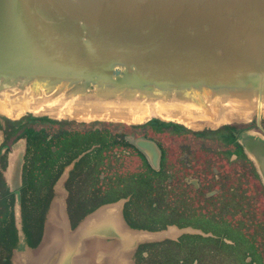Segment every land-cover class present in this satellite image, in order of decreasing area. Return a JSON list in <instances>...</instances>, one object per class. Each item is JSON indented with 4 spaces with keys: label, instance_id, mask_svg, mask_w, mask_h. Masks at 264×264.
Returning <instances> with one entry per match:
<instances>
[{
    "label": "water",
    "instance_id": "95a60500",
    "mask_svg": "<svg viewBox=\"0 0 264 264\" xmlns=\"http://www.w3.org/2000/svg\"><path fill=\"white\" fill-rule=\"evenodd\" d=\"M59 86L73 92L96 90L107 97L156 99L208 91L213 95L257 96L262 102L264 0H0V91ZM242 113L230 110L226 118L198 120L196 129L155 115L132 125L157 121L198 131L249 124L253 119L260 125L264 118L262 107ZM28 117L88 123L33 113L18 119L1 115L0 174L15 193L11 210L17 238L9 257L0 251V264H15L17 252H28L32 262L27 264H108L107 254L118 247L132 250L128 263L136 248L160 241L126 244L117 227L99 221L87 228L84 236L68 241L63 238L61 243L60 239L48 256L34 262L45 248L50 214L59 197L56 186L65 172L66 186L69 172L61 166L51 184L55 194L47 211L40 213L41 233L36 226L32 231L30 226L34 225L25 222L20 201L30 147L27 138H17L20 134L11 126ZM12 136H16L15 141L9 143ZM128 139L158 166L160 151L155 143L134 135ZM64 200V223L69 233L91 214L110 206L105 204L92 213L88 209L73 225L67 195ZM119 215L128 229L140 230L124 222L123 212Z\"/></svg>",
    "mask_w": 264,
    "mask_h": 264
},
{
    "label": "flooded vegetation",
    "instance_id": "af4514ba",
    "mask_svg": "<svg viewBox=\"0 0 264 264\" xmlns=\"http://www.w3.org/2000/svg\"><path fill=\"white\" fill-rule=\"evenodd\" d=\"M101 123L62 125V131L78 134L80 143L64 148L60 164L70 170L68 183L63 186L65 172L55 201L67 195L69 213L74 210L77 217V212L92 213L110 205L107 215L115 214L118 224L123 212L124 222L140 229L122 224L126 241L160 240L136 248L128 264H264V118L260 125L253 119L249 124L198 131L173 125V135L163 139L150 135L155 132L145 125L129 124L132 131L119 127L113 133L108 126H97ZM129 135L155 143L158 166ZM177 136L171 146L165 144ZM54 194V188L47 189L44 212ZM131 208L137 216L139 211L154 210L180 222L141 227L128 214Z\"/></svg>",
    "mask_w": 264,
    "mask_h": 264
},
{
    "label": "bare ground",
    "instance_id": "6f19581e",
    "mask_svg": "<svg viewBox=\"0 0 264 264\" xmlns=\"http://www.w3.org/2000/svg\"><path fill=\"white\" fill-rule=\"evenodd\" d=\"M257 107H262L264 113V97L260 102L257 96L213 95L208 91L187 94L185 97L173 95L156 99L145 96L107 97L96 90L73 92L72 89L62 86L52 90L44 88L34 90L28 87L0 91V114L11 119H18L26 113H33L78 122L105 120L140 124L155 115L165 121H179L196 129L199 126L198 120H218L225 118L226 112L230 110L242 113L252 111ZM1 138L0 132V142ZM64 207V199L55 201L50 214L45 248L40 257L34 259V262L48 256L60 239L61 243L63 238L68 241L69 238L84 236L87 228L96 225L99 221L108 222L117 227L119 231H123V221L118 224L115 214L107 215L109 213L107 206L91 214L77 230L69 233L64 223ZM122 234L125 243L141 239L126 241L124 233ZM137 235L140 237L139 234ZM131 253L132 250H122L118 247L107 254L106 259L108 264H128L127 259L130 258ZM14 261L15 264H27L32 262V258L28 252H17Z\"/></svg>",
    "mask_w": 264,
    "mask_h": 264
},
{
    "label": "trees",
    "instance_id": "16d2710c",
    "mask_svg": "<svg viewBox=\"0 0 264 264\" xmlns=\"http://www.w3.org/2000/svg\"><path fill=\"white\" fill-rule=\"evenodd\" d=\"M41 124H48L49 126L44 129L40 126ZM64 124L66 123L32 117L26 118L25 121L11 123L14 132L25 136L30 147L23 170L20 201L25 222H31L38 227L39 234L41 233L42 222L40 213H44V204L47 200L45 199L46 191L47 188L50 190L52 182L61 170L60 162L64 148L70 150L71 145L77 146L80 143V139H77L78 134L61 130ZM145 127L151 128L155 134L170 133L173 124L153 121L146 124ZM52 128L56 129L51 131ZM50 136H52V140L49 139ZM61 143L63 144L60 147ZM53 145L57 147L55 151L52 150ZM14 200L15 193L9 189L2 174H0V251L7 252L8 257L15 247L17 238L14 216L11 210ZM77 214V219H74L72 213L73 225L84 215L83 211L77 212ZM28 228L30 229V227Z\"/></svg>",
    "mask_w": 264,
    "mask_h": 264
},
{
    "label": "rangeland",
    "instance_id": "374dc122",
    "mask_svg": "<svg viewBox=\"0 0 264 264\" xmlns=\"http://www.w3.org/2000/svg\"><path fill=\"white\" fill-rule=\"evenodd\" d=\"M0 117H1V115H0ZM226 117L227 116H225V118ZM0 121H1V119H0ZM100 121L103 122V123L97 124V126H99V127L108 126L109 129L113 133L116 132V129L119 128V127H125L128 131H132L134 129V128H132L129 125L130 123H128V122L112 121V123H107V122H111V121H105V120H103V121L100 120ZM90 122H93V121H90ZM73 123H76V122H73ZM66 124H68V123H66ZM69 127L70 126H68V128ZM150 135H153V136L161 138V137H168V136H171L173 134H170L168 132H163L161 134L151 133ZM178 135H181V134H178ZM183 135H189V134H182V136ZM190 135H192V134H190ZM15 137L16 136H12L11 139L9 140V143H13L15 141ZM20 137L23 138L22 135L18 136L17 138H20ZM161 139H163V138H161ZM177 139H178V136H177V138H173V141H172V139H170V141L168 142L169 138L166 139L165 141L164 140L163 141L165 142V144H169L171 146V144H173V142L177 141ZM91 155L93 156L94 154H91ZM130 167H133V166H127V168H130ZM67 171L69 172L68 169H67ZM8 175H10V173H8ZM259 212L261 213L260 210H259ZM138 213H139V215L137 216L135 214V209L134 208H131L128 211V214L130 215L131 219L133 221H135L136 223H139L140 225H142L141 227H145V228L156 229V228H159V227H163L165 225V223H168L170 221L180 222L179 219H177V218L176 219L175 218L170 219L171 215H169V214L160 216V214H158L154 210H142V211H139ZM263 219H264V215H263ZM30 227H31V230L33 231L35 226L31 225ZM30 234H32V233H30ZM32 237H34V236H32Z\"/></svg>",
    "mask_w": 264,
    "mask_h": 264
}]
</instances>
